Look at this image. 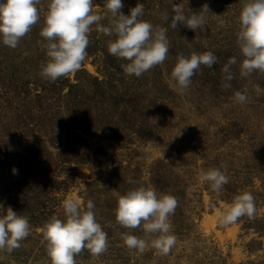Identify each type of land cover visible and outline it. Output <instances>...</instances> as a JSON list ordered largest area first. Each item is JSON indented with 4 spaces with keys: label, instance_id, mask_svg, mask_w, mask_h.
Here are the masks:
<instances>
[{
    "label": "rangeland",
    "instance_id": "1",
    "mask_svg": "<svg viewBox=\"0 0 264 264\" xmlns=\"http://www.w3.org/2000/svg\"><path fill=\"white\" fill-rule=\"evenodd\" d=\"M105 2L93 0V10L108 26ZM245 2L122 0L125 15L142 3L141 19L168 30L167 59L141 77L124 72L128 61L108 52V42L115 37L93 26L82 68L54 83L42 78L48 57L39 33L49 0H42L40 22L15 49L0 41L4 211L10 206L16 212L20 205L13 189L2 196L16 177L14 168L18 172L21 164L31 166L33 184L21 209L31 234L11 254L0 252V264H51L41 228L33 226H43L53 215L64 220L62 202L69 197L94 202L95 218L109 242L99 258L85 250L76 257L77 264H264V73L240 76L243 58L237 33ZM173 4L196 13L207 4L205 27L194 32L178 24L172 29L163 15L171 14ZM206 51L213 52L217 62L211 68L202 65L181 93L171 79L177 56ZM231 57L237 58L234 79L224 88L222 68ZM245 89L247 101L236 102L235 92ZM209 169L229 177L220 192L199 178ZM139 186L178 200L169 218L177 242L168 255L152 248L141 254L128 249L121 238L125 232L154 238L142 228L129 230L116 222L119 197ZM243 192L255 197V219L245 216L223 225L221 211Z\"/></svg>",
    "mask_w": 264,
    "mask_h": 264
},
{
    "label": "clouds",
    "instance_id": "2",
    "mask_svg": "<svg viewBox=\"0 0 264 264\" xmlns=\"http://www.w3.org/2000/svg\"><path fill=\"white\" fill-rule=\"evenodd\" d=\"M41 2L0 0V41L3 45L15 49L40 22L38 6ZM104 7L110 14L108 26L101 23L105 17L94 12L93 0H49L39 33L46 41L44 47L48 57L47 63L42 65V78L54 83L60 78L74 75L82 68L88 55L89 34L93 26L97 32L115 37L108 42V52L128 61L122 66L127 75L141 77L165 62L169 52L168 30L154 27L141 19L144 4L137 3L128 15L121 11L124 7L122 0H106ZM208 13L207 4L202 5L198 13L173 4L171 14L165 13L163 19L170 22L172 29H177L179 24L196 32L205 27ZM239 21L237 43L243 58L239 66L240 76L246 78L255 72L264 73V0H246ZM216 62L217 57L211 51L192 53L190 57L181 53L171 71V79L183 93L190 87L192 77L202 65L211 68ZM236 64V57L229 58L224 64V88L231 87L230 81L234 79L232 66ZM247 91L235 92V101L245 103ZM12 171L18 174L15 168ZM199 178L209 183L214 192H220L229 183V177L218 169L203 171ZM129 183L133 181L129 180ZM62 207L65 219L53 215L41 228L51 264H77L76 257L85 250L95 258L104 254L108 249V234L95 218L94 202L88 199L85 203L81 198L69 197L63 200ZM177 207L175 196L158 195L154 188L145 186L120 196L115 210L116 222L129 230L142 228L146 234L154 237L149 241L125 232L121 236L124 245L141 254L152 248L161 255H168L177 242L169 219ZM4 210L0 205V252L11 254L29 237L31 227L28 218L19 215L10 206ZM256 213L255 197L250 192H243L221 211L220 222L231 225L245 216L255 219Z\"/></svg>",
    "mask_w": 264,
    "mask_h": 264
},
{
    "label": "trees",
    "instance_id": "3",
    "mask_svg": "<svg viewBox=\"0 0 264 264\" xmlns=\"http://www.w3.org/2000/svg\"><path fill=\"white\" fill-rule=\"evenodd\" d=\"M19 167L22 168V170L18 171V174H16V177H18V178L17 179H16V177L12 178V180H11L12 184H11L10 189H7V190L4 189V191L3 192L1 191V192H2V196H3L4 194L10 193L12 191V189L15 191V195L17 196L16 202H17V204L20 203V205L17 207L16 212L19 215L24 216L25 214L22 212L21 209L24 207L23 203L27 200V194L30 191H33V188H32L33 184L29 181V179H30L29 174H30L31 166L28 167L26 164H21ZM44 187H46V185L40 186V188H44ZM34 192L38 193L39 190L37 188H35ZM33 227H34V229H38V228H42V225H40L38 223V224H35Z\"/></svg>",
    "mask_w": 264,
    "mask_h": 264
}]
</instances>
